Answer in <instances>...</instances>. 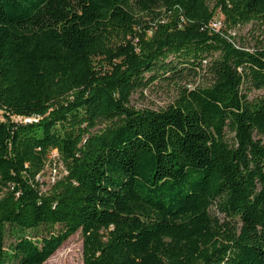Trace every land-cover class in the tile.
<instances>
[{
	"label": "trees",
	"instance_id": "trees-1",
	"mask_svg": "<svg viewBox=\"0 0 264 264\" xmlns=\"http://www.w3.org/2000/svg\"><path fill=\"white\" fill-rule=\"evenodd\" d=\"M0 110V264H264V0H0Z\"/></svg>",
	"mask_w": 264,
	"mask_h": 264
},
{
	"label": "rangeland",
	"instance_id": "rangeland-1",
	"mask_svg": "<svg viewBox=\"0 0 264 264\" xmlns=\"http://www.w3.org/2000/svg\"><path fill=\"white\" fill-rule=\"evenodd\" d=\"M148 23H152L150 17H145ZM218 22L220 29L224 28V19L221 12L218 10L215 12L214 18ZM149 27V28H148ZM146 29H139L137 32L144 34L145 37H149L152 34L155 26L153 24L148 25ZM232 36L235 37L237 44H242L247 49L253 48L255 40L260 35V30L255 24H247L236 29L229 31ZM262 38V37H261ZM200 78H196L193 81L186 83L182 82L181 86L187 85L188 88H193L201 83ZM177 88H171L167 86H154L152 88L145 89L143 92L137 91L131 97V105L136 108H151L160 109L171 104L177 95ZM260 92H253L259 94ZM29 117H13V120L17 122H26L31 120ZM0 120H3L2 111L0 110ZM54 156V153L51 154ZM51 175L49 171H45L41 180L49 182ZM222 219V216L219 215ZM43 264H82V234L81 231L75 232L70 236Z\"/></svg>",
	"mask_w": 264,
	"mask_h": 264
},
{
	"label": "built area",
	"instance_id": "built-area-1",
	"mask_svg": "<svg viewBox=\"0 0 264 264\" xmlns=\"http://www.w3.org/2000/svg\"><path fill=\"white\" fill-rule=\"evenodd\" d=\"M210 26L215 31L220 30V26H218V22H216L214 19L211 20ZM136 29L139 30V29H141V27L140 26H137Z\"/></svg>",
	"mask_w": 264,
	"mask_h": 264
}]
</instances>
